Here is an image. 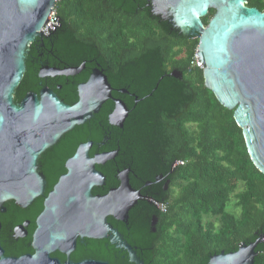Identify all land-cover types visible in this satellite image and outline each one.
I'll use <instances>...</instances> for the list:
<instances>
[{
    "label": "trees",
    "instance_id": "obj_1",
    "mask_svg": "<svg viewBox=\"0 0 264 264\" xmlns=\"http://www.w3.org/2000/svg\"><path fill=\"white\" fill-rule=\"evenodd\" d=\"M247 1L264 11V0ZM55 8L60 26L44 37L60 59L57 65L87 61V70L74 83L66 85L63 78V88L53 86L55 91L65 102L75 103L78 84L99 65L115 89L114 97L130 111L123 128L111 125L108 117L115 104L108 100L92 119L64 134L39 159L46 178L53 181L67 171V159L80 143L90 140L92 156L118 151L113 159L96 165L106 182L94 187V194L102 193L103 186L106 192L118 186L124 169H129L132 184L174 169L176 196L156 197L168 211L161 213L151 204L152 211L142 218L131 212L130 242L140 247L145 264H208L212 255L235 251L240 243L263 236L264 173L249 155L234 110L206 87L202 69L190 70L199 38L187 37L172 22L153 14L150 0H58ZM214 13L211 8L203 22L207 24ZM174 70L182 77L173 76ZM39 80L27 58L15 102L27 92H39ZM175 160L183 164L174 168ZM233 198L238 213L228 209ZM34 204L42 208V198ZM153 215L158 217L155 226ZM109 221L117 226L112 216ZM256 251L254 264H264V239Z\"/></svg>",
    "mask_w": 264,
    "mask_h": 264
},
{
    "label": "water",
    "instance_id": "obj_2",
    "mask_svg": "<svg viewBox=\"0 0 264 264\" xmlns=\"http://www.w3.org/2000/svg\"><path fill=\"white\" fill-rule=\"evenodd\" d=\"M57 1L0 0V206L14 200L26 207L44 196L33 238L35 253L4 257L0 264H113L96 259L62 263L51 255L58 249L70 253L79 236L108 238L111 244L125 249L131 261L144 264L108 219L112 216L125 221L140 199V191L130 183L129 169L119 172L118 186L105 194L93 193L94 187L106 182L96 165L113 159L117 150L92 156L94 142L80 143L65 163L66 173L45 195L47 179L39 159L47 149L92 119L108 100L115 104L108 117L111 125L123 128L130 111L122 99L114 97L115 89L99 65L91 70L87 81L78 84L79 98L73 104L46 85L15 102L14 91L26 70L28 47L60 26V18L55 16L52 20L58 23H51L54 30L41 31ZM150 1L153 14L169 20L180 32L199 38L196 53L205 65V85L221 104L234 110L249 155L264 173V11L248 6L247 0ZM211 8L215 13L205 24L202 18ZM80 70L56 73L70 75ZM171 74L182 77L177 70ZM156 223L153 217L152 226ZM263 239L264 235L250 243L242 242L235 251L222 250L212 255L208 264H254L256 246Z\"/></svg>",
    "mask_w": 264,
    "mask_h": 264
},
{
    "label": "flooded vegetation",
    "instance_id": "obj_3",
    "mask_svg": "<svg viewBox=\"0 0 264 264\" xmlns=\"http://www.w3.org/2000/svg\"><path fill=\"white\" fill-rule=\"evenodd\" d=\"M185 35L187 37L192 36L190 34ZM27 58H30L32 67L37 68L38 77L40 78L39 85H46L48 88L53 89L54 91L55 86H57L58 89L63 88V84L61 83L63 78H66L65 84L69 85L74 83L77 75L87 70V61H83L80 65L76 66L57 65L56 62L59 61L60 63V59L56 57L53 47L50 48L48 46V38L46 37L36 39L32 42V44L27 49L26 59ZM89 62H91V60ZM79 68L81 70L76 74L69 73L70 75H64L61 73H56V71L62 72ZM41 73L45 76L40 77ZM179 164L178 160H175L174 168L179 166ZM64 173H66V171L59 174L53 181L46 178L47 186L45 195H47L53 189L60 176H62ZM134 184L137 186H134ZM134 184L131 183L135 189L140 191V199L136 205L130 209L128 218L125 221L114 218L117 226L112 224V222L110 223L115 228H117L123 238L132 245L139 257L138 251L140 250V247L130 242V240L134 239L133 226L130 223L131 212H138V216L142 218L144 215L149 214L152 211L154 206L151 204H154L156 208H158L156 202L161 201L157 200L156 197L167 198V200H171L172 196H176L177 192L179 191V187L177 186V181L175 180L174 169H172L168 175L157 174L153 180H136ZM105 189L106 186H103L102 193L100 192L98 194L107 193L108 191H104ZM41 198L42 201H44V196H41ZM142 200L145 203L140 208L139 202ZM42 209L43 207L39 208L34 203L23 207L17 204L14 200L5 201L3 205L0 206V260L4 257H20L22 255H30L35 253L36 250L33 246V238L37 227L36 220ZM166 211H168V207ZM161 213L164 212L161 211ZM153 217H155L158 222V217L156 215H153ZM152 232L154 234L156 231ZM51 255L55 258H58L62 263L67 261L79 262L87 259H96L109 262L112 260L113 262L111 263L113 264H137L130 260L129 253L125 249L118 248L111 244L108 238L97 239L88 237L83 238L79 236L77 238L75 248L70 251V253L58 249L51 252Z\"/></svg>",
    "mask_w": 264,
    "mask_h": 264
},
{
    "label": "built area",
    "instance_id": "obj_4",
    "mask_svg": "<svg viewBox=\"0 0 264 264\" xmlns=\"http://www.w3.org/2000/svg\"><path fill=\"white\" fill-rule=\"evenodd\" d=\"M55 16H58L56 8H54L52 10V12L50 13L47 23L43 26V28L41 30L42 32L47 31V28H50L51 30H54V26L52 24L56 25L58 23V21H53L52 20V18H54ZM196 51H197V49H196ZM196 51H195V55H194V57H193V59L191 61L190 70L193 67H197V68L203 69L204 66H205L204 63L199 61V59H198L199 56L197 55ZM179 163L183 164V161H178V164ZM156 205H157V207L159 208L160 211L165 212L167 210V205L165 203H163V202H156Z\"/></svg>",
    "mask_w": 264,
    "mask_h": 264
},
{
    "label": "rangeland",
    "instance_id": "obj_5",
    "mask_svg": "<svg viewBox=\"0 0 264 264\" xmlns=\"http://www.w3.org/2000/svg\"><path fill=\"white\" fill-rule=\"evenodd\" d=\"M235 198L232 199L231 203L228 205V209L238 213L239 209L234 206Z\"/></svg>",
    "mask_w": 264,
    "mask_h": 264
}]
</instances>
